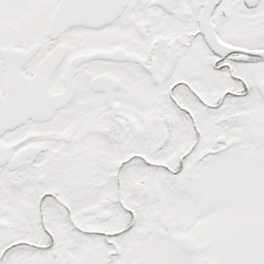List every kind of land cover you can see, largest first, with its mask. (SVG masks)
<instances>
[{
	"label": "snow or ice",
	"instance_id": "6c2138e0",
	"mask_svg": "<svg viewBox=\"0 0 264 264\" xmlns=\"http://www.w3.org/2000/svg\"><path fill=\"white\" fill-rule=\"evenodd\" d=\"M0 264H264V0H0Z\"/></svg>",
	"mask_w": 264,
	"mask_h": 264
}]
</instances>
